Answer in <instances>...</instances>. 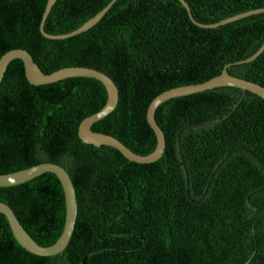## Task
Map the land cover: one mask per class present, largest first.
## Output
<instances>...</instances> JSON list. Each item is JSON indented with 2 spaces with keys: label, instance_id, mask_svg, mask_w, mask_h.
I'll use <instances>...</instances> for the list:
<instances>
[{
  "label": "trees",
  "instance_id": "1",
  "mask_svg": "<svg viewBox=\"0 0 264 264\" xmlns=\"http://www.w3.org/2000/svg\"><path fill=\"white\" fill-rule=\"evenodd\" d=\"M110 1L55 0L43 31L68 34ZM183 1L203 25L264 8V0ZM45 3L0 0V57L20 49L43 74L83 67L107 76L117 103L90 130L138 156L154 149L145 110L155 96L217 76L264 41V13L200 29L176 0H117L88 31L46 40L38 32ZM226 72L264 87V50ZM240 95L217 88L159 105L154 121L164 138L163 154L138 165L77 138L79 122L104 105L100 83L70 78L32 86L21 62L11 61L0 81V175L58 165L71 181L76 218L62 253L36 257L15 243L0 215V264H264V101L245 92L224 120L189 128L220 119ZM183 127L186 185L175 144ZM0 202L38 246L59 237L64 202L53 175L0 188Z\"/></svg>",
  "mask_w": 264,
  "mask_h": 264
},
{
  "label": "water",
  "instance_id": "2",
  "mask_svg": "<svg viewBox=\"0 0 264 264\" xmlns=\"http://www.w3.org/2000/svg\"><path fill=\"white\" fill-rule=\"evenodd\" d=\"M116 1L117 0H111L101 11H99L95 16H93L87 22L82 24L76 30L68 34L54 36V35L46 34L43 31L44 21L52 5L55 2V0H46L39 21L38 32L40 36L46 40H64L80 35L88 31L91 27H93L96 23H98L100 19L104 16V14L111 8V6ZM176 1L184 9L190 23L200 29H214L247 18L249 16L264 13V8H260L232 16L230 18L224 19L214 24L203 25L195 22L192 19L189 13V9L183 0H176ZM263 50H264V41L260 44V46L251 56L240 62L225 65L217 76L197 85L173 88L155 96L149 102L145 110V121L154 136L155 145L152 152L145 156H138L133 154L127 148H125L120 142H118L116 139H114L111 136L95 133L90 130L91 125L108 116L114 110L117 103V90L114 84L107 76H105L101 72L83 67H70V68L59 69L50 74H43L37 68V66L32 62L30 56L25 51L20 49H14L4 53L0 57V81L2 79L3 73L7 65L13 60H18L21 62L24 78L26 82L32 86L49 85L70 78H87L97 81L102 85L105 91V102L99 111H97L96 113L90 116L85 117L79 122V124L77 125L78 140L82 144L96 149H101L102 147L112 148L115 151H117L121 155V157L126 161L138 165H146V164L154 163L157 160H159L164 151V147H165L164 138L162 132L160 131V129L158 128V126L155 124L154 121V112L157 109V107L162 103L174 98L185 97L205 91H210L212 89H217V88H234L241 92L239 99L226 115H224L218 120H215L203 126L189 127L191 129H195V128L211 126L224 120L229 115V113L234 108H236V106L242 99L243 93L245 92L250 93L264 101V87L252 82H248L239 78L232 77L228 75L226 72V68H228L231 65H242L253 61L263 52ZM186 128L187 127L181 128L176 133V139H175L176 151L185 178V185L187 184V173L180 150L179 133ZM250 157L254 159L252 156ZM218 165H216L215 169L218 167ZM215 169L213 170V172L215 171ZM43 174H51L56 178V180L58 181L61 187L63 202H64V219H63L62 231L59 237L52 245L47 247H41L38 246L35 242H33L31 238L23 230V228L21 227V225L19 224V222L17 221L16 217L11 212V210L1 202H0V215L3 216V218L5 219L13 240L22 250L36 257H53L62 253L63 250L66 248L70 240V237L72 235L75 218H76V199L71 181L67 173L58 165L51 163H41L24 170H20L10 174L0 175V188H9V187L18 186L27 183L30 180L39 177ZM211 177L212 175L209 176L208 182L211 179Z\"/></svg>",
  "mask_w": 264,
  "mask_h": 264
}]
</instances>
